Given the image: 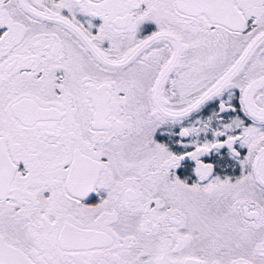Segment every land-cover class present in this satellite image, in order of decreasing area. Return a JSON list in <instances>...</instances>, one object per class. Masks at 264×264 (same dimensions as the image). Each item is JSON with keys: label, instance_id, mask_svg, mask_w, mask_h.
Wrapping results in <instances>:
<instances>
[{"label": "snow or ice", "instance_id": "1", "mask_svg": "<svg viewBox=\"0 0 264 264\" xmlns=\"http://www.w3.org/2000/svg\"><path fill=\"white\" fill-rule=\"evenodd\" d=\"M0 264H264V0H0Z\"/></svg>", "mask_w": 264, "mask_h": 264}]
</instances>
